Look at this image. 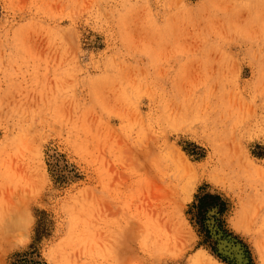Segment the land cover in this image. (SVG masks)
I'll use <instances>...</instances> for the list:
<instances>
[{
	"label": "rangeland",
	"instance_id": "obj_1",
	"mask_svg": "<svg viewBox=\"0 0 264 264\" xmlns=\"http://www.w3.org/2000/svg\"><path fill=\"white\" fill-rule=\"evenodd\" d=\"M198 257L264 264V0H0V264Z\"/></svg>",
	"mask_w": 264,
	"mask_h": 264
},
{
	"label": "bare ground",
	"instance_id": "obj_2",
	"mask_svg": "<svg viewBox=\"0 0 264 264\" xmlns=\"http://www.w3.org/2000/svg\"><path fill=\"white\" fill-rule=\"evenodd\" d=\"M195 97V96H194ZM198 102V101H197ZM189 108V107H188ZM204 117H205V115H203ZM207 116V115H206ZM201 118V120H203L202 119V117H200ZM205 127V126H204ZM136 149V148H135ZM141 149V148H140ZM140 152H141V150H140ZM147 152V151H146ZM143 153V152H142ZM142 153H140V154H142ZM105 158V157H104ZM128 159V158H127ZM135 159V158H134ZM156 159V158H155ZM146 161V160H145ZM156 161V160H155ZM104 162H106V161H104ZM104 162L102 163V162H100L99 161V166H98V170H97V174H98V179H99V184H98V191H99V199H97L98 200V202L97 203H99V204H101V206H99V210H101V209H103V201H104V197H103V194H104V192H105V187H104V180L103 179H105V178H103V174H104V169H106L103 165H104ZM14 163V162H13ZM124 164V163H123ZM127 165H128V163H126ZM22 165V164H21ZM26 165V164H25ZM143 165V164H142ZM215 165H217V166H215L214 168H213V172L215 173V176L214 177H216L217 178V176H222V178H226V176H228V175H230V173H231V171H232V169L234 170V168H231L230 170L229 169H227L226 167L229 165V163H228V161L227 160H224V161H219V162H217V164H215ZM6 166V165H5ZM20 168H21V166L20 165H18ZM131 166V165H130ZM112 167V166H111ZM122 167V166H121ZM145 167V166H144ZM161 168V167H160ZM23 169H24V167H23ZM113 169V168H112ZM145 169V168H144ZM20 170L21 169H19V171L18 172H20ZM25 170V169H24ZM107 170V169H106ZM105 170V171H106ZM114 170V169H113ZM130 170H132V169H130ZM130 170H127V171H130ZM16 171V170H15ZM27 171V170H26ZM108 171H109V169H108ZM144 171V170H143ZM11 172V171H10ZM21 172H22V170H21ZM28 172V171H27ZM138 172V171H137ZM140 172V171H139ZM163 172V171H162ZM25 173V172H24ZM151 173V172H150ZM22 174V173H21ZM27 174V173H26ZM36 174H37V171H36ZM117 174V173H116ZM27 175H29V173L27 174ZM31 175V174H30ZM120 175V174H119ZM113 176V175H112ZM124 176V175H123ZM133 176V175H132ZM137 176L139 177L140 175H138L137 174ZM141 176H142V173H141ZM152 176V175H151ZM154 176V175H153ZM26 177H28V176H26ZM32 177V176H31ZM31 177L29 178V179H31ZM122 177V176H121ZM124 177H126V176H124ZM124 177H122V178H124ZM110 177H108V180L110 181L112 178H110ZM131 178V177H130ZM133 178V177H132ZM146 178V177H145ZM27 179V178H26ZM115 179H118V177L117 178H115ZM115 179H114V181H115ZM125 179V178H124ZM123 179V180H124ZM23 180H24V178H23ZM36 180V179H35ZM147 180H150V179H148L147 178ZM25 181V180H24ZM23 181V182H24ZM108 181V182H109ZM117 181V180H116ZM118 181H120V179H118ZM125 181H127V178H126V180ZM134 180H132V182H133ZM139 181H140V179H139ZM141 181H142V179H141ZM174 180H172L171 179V182H173ZM29 182H33V180L31 179V180H29ZM145 182H146V180H145ZM150 182V181H149ZM32 184V183H31ZM107 184V183H106ZM120 185H121V183H119ZM130 184H132V183H130ZM149 184V183H148ZM154 184V183H153ZM110 185V184H109ZM134 185H136V181H135V184ZM141 185V184H140ZM155 185V184H154ZM129 186V185H128ZM131 186H133V185H131ZM145 186V185H144ZM148 187H150L151 186V184L150 185H147ZM153 186V185H152ZM151 186V187H152ZM112 187V186H111ZM136 187V186H135ZM135 187H133L132 189H134ZM146 187V186H145ZM144 187V188H145ZM151 187L150 188H148L149 190L151 189ZM170 187V186H169ZM153 188H154V186L152 187V190H148V192H149V196H151V193H152V191H155V193H156V191H157V193L158 194H162V192H160L161 191V189L159 190V188L158 187H156V188H158V189H154L153 190ZM171 188V187H170ZM9 189V188H8ZM140 189V188H139ZM139 189H138V191H139ZM165 189V188H164ZM163 189V190H164ZM142 190H143V188H142ZM137 191V190H136ZM160 193H159V192ZM2 192V191H1ZM151 192V193H150ZM156 193V195H155V197L154 198H159L158 196V194ZM126 194V193H125ZM132 194H133V192H132ZM137 194V193H136ZM135 194V195H136ZM140 195H141V193H139ZM168 194V193H167ZM27 195V194H26ZM158 195V196H157ZM121 196V195H120ZM144 197H148V196H144ZM160 197H163V194L160 196ZM13 198V197H12ZM121 199H122V197H120ZM128 198V197H127ZM140 198V197H139ZM143 198V197H142ZM142 198H140V199H142ZM149 198V197H148ZM156 198V199H157ZM4 199V198H3ZM116 199V198H115ZM124 199V198H123ZM122 199V200H123ZM155 199V200H156ZM159 199H161V198H159ZM8 200V199H7ZM9 200H10V197H9ZM147 199H145V201H146ZM125 200H123V202H124ZM157 201V200H156ZM19 202V201H18ZM105 202H106V200H105ZM144 202V201H143ZM107 203V202H106ZM145 203V202H144ZM99 204H97V205H99ZM141 204V203H140ZM143 205V204H142ZM103 206V207H102ZM138 206H139V204H138ZM101 207V208H100ZM140 207V206H139ZM158 207V206H157ZM8 208V207H7ZM110 209H112V208H110ZM126 209V208H125ZM6 210V209H5ZM102 212H105V210L103 209V210H101ZM108 211V210H107ZM116 212L118 211V209H116L115 210ZM126 212H127V210H125ZM10 212V211H9ZM116 212L114 213L115 215H116ZM122 212V211H121ZM126 212H124L125 214H126ZM100 214V216L99 217H102V219L104 218V213H103V215L101 214V213H99ZM124 214V215H125ZM107 215V214H106ZM111 215H109V217H110ZM106 219H107V217H105ZM105 218L103 219V221L105 220ZM114 218V217H113ZM101 219V218H100ZM100 222V221H99ZM108 223H109V221H107ZM111 222V221H110ZM102 223V222H101ZM104 223H105V221H104ZM104 223H103V225H104ZM106 224V223H105ZM106 226V225H105ZM103 226H101V228H102ZM111 227V226H110ZM123 227V226H122ZM121 227V228H122ZM125 227V226H124ZM105 228V227H104ZM103 229V228H102ZM108 229V228H107ZM112 229V228H111ZM105 230V229H104ZM127 230L128 231H131L129 228H127ZM106 231V230H105ZM112 231H113V229H112ZM109 232H110V230H109ZM100 233H103V231H100ZM132 233V232H131ZM105 234H108V232L106 231V233ZM102 235V234H101ZM103 235H104V233H103ZM110 235V234H109ZM98 237H99V235H98ZM111 237V236H110ZM102 240H100V242H101ZM108 241V240H107ZM102 242H104V241H102ZM106 242V241H105ZM233 242L232 241H230L229 239L228 240H225V241H223L222 242V248L224 249V251L226 252V253H228L229 255H231L232 257L234 256V258H236V260H237V262H239V263H243V261H244V259H245V257H244V253H243V251H242V248H241V246L240 245H238V244H232ZM102 244V243H101ZM105 245V244H104ZM221 246V245H220ZM132 247V246H131ZM204 253V252H203ZM202 253V254H203ZM199 255V254H198ZM203 256V255H202ZM201 256V257H202ZM200 259H202V258H200V257H198V258H196V260H194L195 262L194 263H200ZM199 261V262H198ZM245 262V261H244Z\"/></svg>",
	"mask_w": 264,
	"mask_h": 264
},
{
	"label": "trees",
	"instance_id": "obj_3",
	"mask_svg": "<svg viewBox=\"0 0 264 264\" xmlns=\"http://www.w3.org/2000/svg\"><path fill=\"white\" fill-rule=\"evenodd\" d=\"M197 203L195 202L194 206L196 207V209L198 210V214H206L208 212H210L214 206H218L217 204H211L212 201H215L216 202H219L221 201V196L220 195H215V194H210V193H207L205 195H201L197 198ZM222 210V209H221ZM22 264H44V263H41V262H31V263H24L21 262Z\"/></svg>",
	"mask_w": 264,
	"mask_h": 264
}]
</instances>
